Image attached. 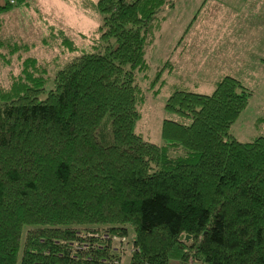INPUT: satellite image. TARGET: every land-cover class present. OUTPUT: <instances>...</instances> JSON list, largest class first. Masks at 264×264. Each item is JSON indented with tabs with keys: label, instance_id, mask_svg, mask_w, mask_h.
I'll return each instance as SVG.
<instances>
[{
	"label": "trees",
	"instance_id": "obj_1",
	"mask_svg": "<svg viewBox=\"0 0 264 264\" xmlns=\"http://www.w3.org/2000/svg\"><path fill=\"white\" fill-rule=\"evenodd\" d=\"M94 2L89 46L50 25L43 42L71 56L52 74L25 57L0 86V264H264V134L228 132L250 90L230 74L211 93L175 88L165 109L180 119L144 139L137 74L175 0ZM29 46L0 42L6 59Z\"/></svg>",
	"mask_w": 264,
	"mask_h": 264
},
{
	"label": "rangeland",
	"instance_id": "obj_2",
	"mask_svg": "<svg viewBox=\"0 0 264 264\" xmlns=\"http://www.w3.org/2000/svg\"><path fill=\"white\" fill-rule=\"evenodd\" d=\"M94 1L26 0V5L0 9V42L17 38L30 45L29 50L8 59V52L0 48V86L19 72L25 57L48 63L52 74L55 63L62 64L71 56L59 37L53 38L50 45L43 42L50 25L62 29L76 45L89 46L99 19ZM5 2L0 0V5ZM157 16L162 21L146 51L147 77L137 74L145 100L134 131L161 144L163 119H180L165 109L169 94L175 88L211 93L215 81L230 74L251 94L230 125L229 134L241 141L264 134L263 123L255 124L257 117L264 116V0H175L172 7H164ZM161 68V79L152 83ZM114 241L119 248L129 249L127 238L115 236Z\"/></svg>",
	"mask_w": 264,
	"mask_h": 264
},
{
	"label": "built area",
	"instance_id": "obj_3",
	"mask_svg": "<svg viewBox=\"0 0 264 264\" xmlns=\"http://www.w3.org/2000/svg\"><path fill=\"white\" fill-rule=\"evenodd\" d=\"M15 0H8L9 3H14ZM190 264H197L195 262H191Z\"/></svg>",
	"mask_w": 264,
	"mask_h": 264
},
{
	"label": "water",
	"instance_id": "obj_4",
	"mask_svg": "<svg viewBox=\"0 0 264 264\" xmlns=\"http://www.w3.org/2000/svg\"><path fill=\"white\" fill-rule=\"evenodd\" d=\"M183 237V235L180 236V239ZM185 238H188V235L185 236ZM184 264H188V263H184Z\"/></svg>",
	"mask_w": 264,
	"mask_h": 264
}]
</instances>
